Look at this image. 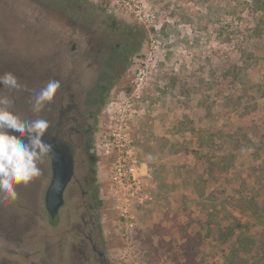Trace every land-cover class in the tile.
I'll return each mask as SVG.
<instances>
[{
	"label": "rangeland",
	"instance_id": "rangeland-1",
	"mask_svg": "<svg viewBox=\"0 0 264 264\" xmlns=\"http://www.w3.org/2000/svg\"><path fill=\"white\" fill-rule=\"evenodd\" d=\"M87 1L96 7L90 21L55 1L0 0V47L7 51H0V60L17 63L16 71H5L25 86L18 94L2 86L0 91L13 98L21 118L31 111L42 66L41 72L72 66L77 55L72 43L80 51L88 41L104 46L107 62L86 74L92 84L103 85L106 96L100 108H93L97 203L90 198L92 217L80 206L78 191L72 199L67 195L65 210L52 219L44 201L50 175L41 169L40 177L16 186V200L0 199V264H70L69 228L76 264H81L80 232L94 223V238L109 264H225L228 252L219 226L242 211L237 190L254 195L257 181L264 180L261 158L256 160L264 157V12L255 10L253 0ZM135 24L148 35L116 77L112 59L120 61L121 37ZM6 54L10 57L4 60ZM255 104L262 115L255 141L262 149L243 144L234 150L224 138L226 127L242 124L246 107ZM122 115L131 149L147 165L143 185L151 196L134 204L128 228L110 183L112 159L101 144ZM205 140L213 141V152L234 150L238 156L234 168L202 195L194 169ZM251 264H264L261 247Z\"/></svg>",
	"mask_w": 264,
	"mask_h": 264
},
{
	"label": "flooded vegetation",
	"instance_id": "flooded-vegetation-1",
	"mask_svg": "<svg viewBox=\"0 0 264 264\" xmlns=\"http://www.w3.org/2000/svg\"><path fill=\"white\" fill-rule=\"evenodd\" d=\"M88 45L80 51L77 43H72V52L76 53L72 57V66H66L65 70L47 69V72H39L38 88H42L49 80H59L61 88L57 91L53 101L46 105L45 109L39 114L41 118L49 122V129L47 130L44 140L52 145L58 146L66 153V160L71 168L70 177L64 191V202L59 208L55 216L50 214L52 219H56L61 214L67 204V195L74 198L78 191L82 192V201L80 206L87 208L89 212H85L92 217V205L90 198L93 197L97 203V196L95 186L92 184V178L95 177L96 168V155L93 150V133H94V120L96 112L93 110L94 106H98L104 94V87L100 83H93L86 76L87 72L92 69L100 70L105 66L106 61L103 60L105 54V47L93 41H88ZM7 53L6 48L2 49ZM121 58L119 60L112 59V63L117 62L118 68H123V49L120 51ZM7 54L5 55V59ZM10 57V56H7ZM14 62H3L0 60V72H7L6 70H15ZM16 71V70H15ZM27 92V91H26ZM25 119H35L32 111L24 117ZM43 171H48L50 180L44 195L46 205V195L49 186L53 180L54 165L52 157L49 155L45 157L43 163L40 164ZM96 207V205H95ZM47 208V205H46ZM84 213V214H85ZM83 214V217H84ZM68 219L72 222V211L68 213ZM85 225L88 223L85 221ZM96 224L89 229L88 232L83 229L81 238L82 253L84 255L81 264H109L105 251L98 248L97 241L94 238V230ZM72 228V227H71ZM72 230L69 228L67 233V240L69 241L70 248V264H76L75 248H72ZM65 237L62 243H65ZM87 245L89 246L87 248Z\"/></svg>",
	"mask_w": 264,
	"mask_h": 264
},
{
	"label": "trees",
	"instance_id": "trees-1",
	"mask_svg": "<svg viewBox=\"0 0 264 264\" xmlns=\"http://www.w3.org/2000/svg\"><path fill=\"white\" fill-rule=\"evenodd\" d=\"M46 1H55L58 5L72 7L78 18L82 17L88 21L95 19L96 7L87 0ZM253 6L255 10L264 12V0H253ZM139 26L140 25L135 24L132 28L127 29L124 38L121 37V40L125 42L122 48L123 68H118V63H114L116 77H120V74L126 71L131 59L134 55L138 54L148 35L147 30L143 26ZM236 73L238 74V72ZM227 74H231V72ZM110 89L111 85L109 86V90ZM105 97L106 96L103 94L101 99H99V108ZM251 107L252 110H249ZM245 114L248 116V119H243L242 124H240V122L235 127H226L228 129L224 138H228V143L234 150H239L246 144H254L258 150H261V146L255 141V137L261 135V125L257 123L262 117L260 109L258 110L257 104H255L246 107ZM213 150V141L209 142L207 140L203 141L197 150L198 162L195 166L194 174L200 182L202 195L207 192V187L210 183L218 181L234 168L238 156L237 151L235 152L234 150L225 153V149L222 151L223 153L221 152L220 154L215 151L213 152ZM260 158V167L264 176V157L259 155L256 160ZM257 183H259L260 186L254 195H251V193L249 194V190L245 192L237 190V194L241 193L238 201L242 206V211L234 215L230 223L226 225L220 224L219 226L220 241L226 246V251L228 252L227 255H225V264H251V258L255 249L261 247L264 250V180L261 181L260 178ZM241 185L245 188L247 181H241ZM257 233H260L259 240L257 238Z\"/></svg>",
	"mask_w": 264,
	"mask_h": 264
},
{
	"label": "clouds",
	"instance_id": "clouds-1",
	"mask_svg": "<svg viewBox=\"0 0 264 264\" xmlns=\"http://www.w3.org/2000/svg\"><path fill=\"white\" fill-rule=\"evenodd\" d=\"M0 86L7 93L25 90L11 72L0 75ZM61 88L59 80H49L32 93L30 110L37 117L25 119L15 113L13 98L0 91V199H17L16 186L28 185L41 176L40 164L52 153V145L44 140L49 122L39 114L51 103Z\"/></svg>",
	"mask_w": 264,
	"mask_h": 264
},
{
	"label": "built area",
	"instance_id": "built-area-1",
	"mask_svg": "<svg viewBox=\"0 0 264 264\" xmlns=\"http://www.w3.org/2000/svg\"><path fill=\"white\" fill-rule=\"evenodd\" d=\"M119 120L120 122L109 126L101 144L105 154L112 159L110 183L112 189L119 195L118 201L121 204L123 217L128 228L134 204L138 201L142 203L151 196L143 185L148 173L147 165L139 162L131 149V140H129V133H127V118L122 115Z\"/></svg>",
	"mask_w": 264,
	"mask_h": 264
},
{
	"label": "water",
	"instance_id": "water-1",
	"mask_svg": "<svg viewBox=\"0 0 264 264\" xmlns=\"http://www.w3.org/2000/svg\"><path fill=\"white\" fill-rule=\"evenodd\" d=\"M52 146L50 156L53 160L54 175L47 191L46 205L50 214L55 216L64 202V191L70 177L71 168L67 163L66 153L58 146Z\"/></svg>",
	"mask_w": 264,
	"mask_h": 264
}]
</instances>
